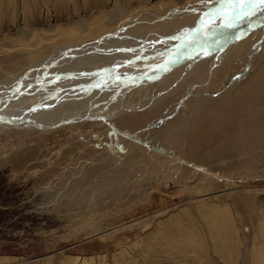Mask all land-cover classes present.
I'll list each match as a JSON object with an SVG mask.
<instances>
[{
    "label": "rangeland",
    "instance_id": "374dc122",
    "mask_svg": "<svg viewBox=\"0 0 264 264\" xmlns=\"http://www.w3.org/2000/svg\"><path fill=\"white\" fill-rule=\"evenodd\" d=\"M234 1L0 0V111L32 105L0 132V264H264V0ZM90 26L96 40L53 54ZM57 87L83 102L45 112Z\"/></svg>",
    "mask_w": 264,
    "mask_h": 264
},
{
    "label": "bare ground",
    "instance_id": "6f19581e",
    "mask_svg": "<svg viewBox=\"0 0 264 264\" xmlns=\"http://www.w3.org/2000/svg\"><path fill=\"white\" fill-rule=\"evenodd\" d=\"M242 1H243V2H244V1L247 2V0H235V1H234V2H235L234 5H236V4H238V3L240 4ZM230 2H232V1H230ZM243 2H242V3H243ZM256 2H257V1H256ZM223 3H224V2H223ZM228 3H229V2H228ZM251 3H252V2H251ZM234 5H233V6H234ZM241 5H242V4H241ZM250 5H251V4H250ZM250 5H249V6H250ZM255 5H256V3H255ZM230 6H231V5H230ZM242 6H243V5H242ZM246 6H247V5H246ZM249 6H247V7H249ZM254 7H255V6H254ZM228 8H229V7H228ZM232 8H234V7H232ZM232 8H230V9L233 10ZM242 8H243V7H242ZM249 8L252 9L251 6H250ZM118 9H119V8H118ZM245 9H246V8H245ZM253 9H254V8H253ZM240 10H241V8H240ZM243 10H244V8L242 9V11H243ZM242 11H241V12H242ZM252 11H253V10H252ZM252 11L250 12L251 14H252ZM245 12H246V10H245ZM253 12H254V11H253ZM106 13H107V15H105V16H107V17H108L109 15H112V14H113V12H112V13H111V12H106ZM106 13H103V14H106ZM247 13H249V12H247ZM250 13H249V14H250ZM224 14L226 15V13H224ZM230 14H232V12H231ZM214 15H215V14H214ZM227 15H229V11H228V14H227ZM236 15H237V14H236ZM238 15H240V14H238ZM103 16H104V15H103ZM241 16L243 17V14H241ZM241 16H240V18H241ZM107 17H106V18H107ZM149 17H150V16H149ZM225 17H227V16H225ZM225 17H224V18H225ZM229 17H230V16H229ZM229 17H228V18H229ZM247 17H248V16H247ZM231 18H232V17H231ZM231 18H230V19H231ZM233 18H234V17H233ZM233 18H232V19H233ZM107 19H109V18H107ZM225 19H226V18H225ZM230 19H229V20H230ZM215 20H217V19H215ZM237 20H238V19H237ZM217 21H218V20H217ZM220 21H221V20H220ZM232 21H233V20H232ZM227 22H228V20H227ZM227 22H225V23H227ZM230 22H231V20H230L228 23L230 24ZM84 23H85V22H84ZM208 23H209V22H208ZM212 23H213V22H212ZM86 24H87V23H86ZM217 24H218V23H217ZM230 25H231V24H230ZM82 26H83V25H82ZM84 26H86V25L84 24ZM203 26H204V25H203ZM208 26H209V25H208ZM228 26H229V25H228ZM232 26H233V24H232ZM232 26H231V27H232ZM231 27H229V28H231ZM235 27H236V26H235ZM81 28H82V27H81ZM85 28H86V27H85ZM87 28H88V27H87ZM201 28H203V27H201ZM205 28H206V26H205ZM219 28H220V27H219ZM225 28H226V27H225ZM208 29H209V28H208ZM208 29H207L206 31L209 32ZM212 29H213V28H212ZM92 30H93V29H92L91 26H90V27L86 30V32L84 31L85 33H83V34H78L77 37L75 36V37L72 38V39H71L70 36H68V37H64V38L62 37L63 40H64V44L62 45V47H60L61 45H59V46H57V48H53V49H54V50H53V54H54L55 51H57L58 49H59V50H62V49H64V48H67V50H70V49H68V48H71V47H73V46H78V45H79L78 47H80V45L83 46L84 43H86V42L88 43V42L92 41V39L94 40L95 37H93L94 35H93V33H92V32H93ZM94 30H95V29H94ZM97 30H98V29H97ZM102 30H103V29H102ZM81 31H82V30H81ZM202 31H203V30H202ZM228 31H229V30H228ZM97 32H98V31H97ZM100 32H101V29H100ZM194 32H195V31H194ZM204 32H205V31H204ZM208 32H207V33H208ZM216 32H217V31H216ZM102 33H103V31H102ZM99 34H100V33H99ZM211 34H213V33H211ZM223 34H224V33H223ZM236 35H238V34H236ZM190 36H191V35H190ZM203 36H204V34H203ZM216 36H217V35H216ZM222 36H223V35H222ZM89 37H93V38H89ZM99 37H100V36H99ZM99 37H98V38H99ZM209 37H210V36H209ZM212 37H213V36H212ZM193 38H194V37H193ZM219 38H220V37H219ZM99 39H100V38H99ZM99 39H98V40H99ZM101 39H102V38H101ZM188 39H189V38H188ZM234 39H235V38H234ZM236 39H237V38H236ZM95 40H96V39H95ZM186 40H187V39H186ZM183 41H184V40H183ZM217 41H218V39H217ZM79 42H80V43H79ZM174 42H175V39H174ZM176 42H177V41H176ZM191 42H192V41H191ZM195 42H196V41H195ZM202 42H203V41H202ZM179 43H180V42H179ZM188 43H189V42H188ZM193 44H194V43H193ZM172 45H173V44H171V47H173ZM174 45H175V44H174ZM176 45H177V44H176ZM187 45H188V44H186V46H187ZM190 45H191V43H190ZM52 46H53V45H52ZM96 47H97V46H96ZM196 47H197V46H196ZM199 47H200V45H199ZM174 48H175V46L173 47V49H174ZM182 48H183V47H182ZM185 48H186V47H184V49H185ZM190 48H191V47H190ZM190 48H189V49H190ZM193 48H194V46H193ZM207 48H208V47H207ZM51 49H52V48H51ZM77 49H78V48H77ZM171 49H172V48H171ZM187 49H188V48H187ZM187 49H186V50H187ZM205 49H206V46H205ZM73 50H74V49H73ZM218 50H220V49H218ZM192 51H193V50H192ZM194 51H195V49H194ZM95 52H96V51H95ZM182 52H184V51H182ZM214 52H215V51H214ZM51 53H52V52H51ZM93 53H94V52H93ZM212 53H213V52H212ZM216 53H217V52H216ZM108 54H109V53H108ZM163 54H164V53H163ZM163 54H162V55H163ZM181 54H182V53H181ZM191 54H192V53H191ZM197 54H198V53H197ZM199 54H200V53H199ZM209 54H210V53H209ZM187 55H189V54H187ZM187 55H186V56H187ZM47 56H50V55H46V56H42V55H41V56H39L37 59H35L34 61L31 60V61H32L31 64L34 63V64H33V67H34V66H37L38 64H41L43 60L51 59V58L53 57V55H51L50 57H47ZM168 56H169V55H168ZM200 56H201V55H200ZM65 57H66V56H65ZM163 57H164V56H163ZM209 57H210V56H209ZM178 58H179V57H178ZM197 58H198V57H197ZM197 58H196V59H197ZM52 59H53V58H52ZM156 59H157V58H156ZM160 59H161V57H160ZM163 59H164V58H163ZM185 59H186V58H185ZM37 60H38V61H37ZM120 60H121V59H120ZM149 60H150V61H149ZM149 60H148V61L151 62V67H150V64H149V67H150V68H155V69H156L157 66H156V67H153L154 65L152 66V61H154L155 59H154V60H153V59H149ZM167 60H169V59H167ZM182 60H183V59H182ZM182 60H181V61H182ZM140 61H141V60H140ZM148 61H147V62H148ZM160 61H162V59H161ZM160 61H157V63H160ZM181 61H180V62H181ZM183 61H184V60H183ZM188 61H189V59H188ZM145 62H146V61H145ZM145 62H144V63H145ZM155 62H156V60H155ZM165 62H166V61H165ZM35 63H36L37 65H36ZM48 63H49V61H48ZM106 63H107V62H106ZM106 63H105V64H106ZM124 63H125V62H124ZM138 63H139V62H138ZM140 63H141V62H140ZM157 63H156V64H157ZM45 64H46V63H45ZM71 64H72V63H71ZM105 64H103V65H105ZM110 64H111V63H110ZM110 64L108 63L106 66H103V67H107V66L110 65ZM113 64H114V63H113ZM116 64H117V63H115V65H116ZM118 64H119V63H118ZM129 64H130V63H129ZM142 64H143V63H142ZM146 64H148V63H146ZM146 64H145V65H146ZM163 64H164V63H163ZM92 65H93V64H92ZM100 65H101V64H99V66H100ZM115 65H114V67H115ZM143 65H144V64H143ZM143 65H141V66L139 65V68L141 67V69H139L137 65H135V66L133 67V69H135V71L138 70V69H139V71H140V70L142 71V69H144V68L142 67ZM164 65H165V64H164ZM164 65H163V66H164ZM43 66H44V65H43ZM56 66H57V65H56ZM58 66H59V65H58ZM119 66H123L122 68H123V70H124V73H125V74H128L127 71L129 72V70H127V68H129V67L126 68V67H124L125 65H121V64H120V65H117V67H119ZM128 66H129V65H128ZM132 66H133V65H131V67H132ZM146 66L148 67V65H146ZM146 66H145V67H146ZM100 67H101V66H100ZM103 67H101V68H103ZM109 67H111V66H108L107 68L109 69ZM117 67H115L116 72H119L120 70L117 71V69H119V68H117ZM31 68H32V66H31ZM34 68H35V67H34ZM71 68H72V67H71ZM79 68H80V67H79ZM93 68H94V67H93ZM95 68H96V65H95ZM97 68H98V65H97ZM107 68H106V69H107ZM120 68H121V67H120ZM125 68H126V69H125ZM161 68H162V67H161ZM37 69H38V68H37ZM91 69H92V68H91ZM108 69H107V70H108ZM110 69H111V68H110ZM112 69H113V67H112ZM129 69H131V68H129ZM133 69H132V70H133ZM146 69H147V68H145V70H146ZM26 70H27V67H26ZM26 70H25V71H26ZM47 70H48V69H47ZM85 70H86V69H85ZM88 70H90V69H88ZM95 70H97V69H95ZM95 70H94V71H95ZM98 70H99V71H97V73H98V72L100 73V72H101V71H100L101 69L98 68ZM107 70H106V73H107V72H110V71H107ZM125 70H127V71L125 72ZM132 70H130V71H132ZM147 70H150V69H147ZM23 71H24V70H23ZM38 71H39V70H38ZM41 71H43V70H41ZM102 71H103V73H104V72H105V69H104V70L102 69ZM31 72H32V71H31ZM33 72H34V71H33ZM49 72H50V71H49ZM86 72H87V71H86ZM88 72H89V71H88ZM91 72H92V70H91ZM91 72H90V74H91ZM111 72H115V70H113V71L111 70ZM121 72H122V69H121ZM133 72H134V71H133ZM133 72H132V73L129 72V74L135 75V74H133ZM137 72H138V71H137ZM260 72H261V74H259L258 77H256V78H259V77L261 78V77L264 75V73L262 74V71H260ZM36 73H37V72H36ZM38 73H39V72H38ZM41 73H42V72H41ZM68 73H69V72H68ZM122 73H123V72H122ZM122 73H120V74H122ZM124 73H123L122 75L127 76V75H125ZM134 73H136V72H134ZM140 73H141V72H140ZM142 73H143V72H142ZM20 74H21V73H20ZM43 74H44V73H43ZM47 74H48V73H47ZM87 74H88V73H87ZM90 74H89V76H90ZM129 74H128V76H130ZM138 74H139V72H138ZM157 74H159V73H157ZM18 75H19V74H18ZM18 75H17V76H18ZM24 75H25V74H24ZM35 75H36V74H35ZM40 75H41V74H40ZM45 75H46V74H45ZM95 75H97L96 72L93 73V76H94V77H95ZM100 75H102V74H100ZM103 75H104V74H103ZM132 75H131V76H132ZM139 75H140V74H139ZM19 76H20V75H19ZM21 76H22V75H21ZM27 76H28V75H27ZM31 76H32V75H31ZM83 76H84V79L82 78ZM85 76L88 77V75H86V73H85L84 75L79 76L80 78H78V77L76 76L78 79L75 78L74 80H73V78L71 77L72 80H73L72 82L76 81V82H75L76 87L74 86L75 88H77V86L79 85L80 82H84V81L86 82V81H88V84H89V81H90L91 79L89 78L90 80H89V79L85 80V78H86ZM91 76H92V75H91ZM24 77H25V76H24ZM29 77H30V76H29ZM47 77H48V75H47ZM145 77H146V75H145ZM145 77H144V79H145ZM147 77H148V76H147ZM153 77H154V75H153ZM150 78H152V76H151V77L149 76V78L145 79V80H146V82H145L146 85L150 83V80H151ZM256 78H254L252 81H250L249 84L247 85V87L245 86L246 88L244 89V93L250 91V90H248V88H249V87H252V86L255 85V84H253V82H254V81H257V80H255ZM260 78H259V79H260ZM8 79H9V78H8ZM11 79H12V78H11ZM19 79H20V78H19ZM26 79H27V78H26ZM64 79H65V78H64ZM81 79H83L84 81L81 80ZM149 79H150V80H149ZM20 80H22V79H20ZM20 80H19L18 82H20ZM29 80H31V79H29ZM39 80H40V79H39ZM93 80H94V79L92 78V82H91V83H93ZM148 80H149V83H148ZM263 80H264V79H263ZM15 81H17V80L15 79ZM22 81H23V80H22ZM22 81H21V82H22ZM27 81H28V79H27ZM27 81H26V82H27ZM36 81H37V80H36ZM36 81H35V82H36ZM40 81H41V80H40ZM59 81H60V79H59ZM59 81H57V82L55 81V82H56V83H59ZM77 81L79 82L78 85H77ZM26 82H25V84H26ZM29 82H30V81H29ZM29 82H27V83H29ZM33 82H34V81H33ZM46 82H47V79H46L44 85H46ZM48 82H49V81H48ZM107 82H108V81H107ZM260 82H261V79H260ZM22 83H23V82H22ZM22 83H21V84H22ZM37 83H39V81H38ZM37 83H36V84H37ZM40 83H41V82H40ZM49 83H50V82H49ZM56 83H54L53 86H56V85H57ZM86 83H87V82H86ZM91 83H90V84H91ZM105 83H106V82H105ZM143 83H144V81H143ZM0 84H1V83H0ZM11 84H12V83H11ZM14 84H16V83H14ZM21 84H20V85H21ZM42 84H43V83H42ZM52 84H53V82H51V84H49V86L52 85ZM55 84H56V85H55ZM84 84H85V83H84ZM84 84H81L82 87H83ZM88 84H86V85H88ZM90 84H89L87 87H89ZM102 84H104V83H102ZM117 84H119V82H118ZM121 84H122V83H121ZM252 84H253V85H252ZM12 85H13V84H12ZM22 85H23V84H22ZM22 85H21V86H22ZM86 85H84V86H86ZM130 85H131V84H128V86H130ZM140 85H143V84L140 83ZM146 85H145V86H146ZM251 85H252V86H251ZM18 86H19V85H18ZM18 86H17V88L19 89V87H21V86H19V87H18ZM25 86H27V85H25ZM25 86H24V88H25V90H27ZM29 86H30V85H29ZM29 86H27V87H29ZM32 86H33V87L35 86L34 88H39L38 90L43 91V90H42V87H43L42 85H41L42 87H41V86L38 87V86H36L35 84H34V85L32 84ZM32 86H31V87H32ZM46 86H47V85H46ZM46 86H44V87H46ZM79 86H80V85H79ZM128 86H126V88H128ZM138 86H139V85H137V87H138ZM31 87H29V88H31ZM44 87H43V88H44ZM74 87H73V89H75ZM82 87L80 86V88H82ZM108 87H109V86H108ZM110 87H111V86H110ZM122 87H123V86H122ZM0 88H1V87H0ZM2 88H3V87H2ZM17 88H15V89H17ZM21 88L24 90L23 86H22ZM40 88H41V89H40ZM48 88H49V87H48ZM53 88L55 89V87H52V89H53ZM80 88L78 87V89H80ZM83 88H84V87H83ZM85 88H86V87H85ZM146 88H147V87H146ZM15 89H14V90H15ZM22 89H21V92L23 91ZM49 89H51V86H50ZM49 89H48V90H49ZM68 89H70V88H68ZM68 89H65V90L68 91ZM14 90H13V92H14ZM62 90H64V89L61 88V91L58 90V87H57L56 90H52V91H51L52 93H53V91H55V92L58 91V94L54 92L55 94L53 93L54 95H53L52 97H50V98H51V99H50V98H49V96H50V92H48V91L46 90V88H45V91L47 92V94L49 93V96L47 95L49 99L47 100V99H46L47 97H44V99H46L47 101H46L45 103H42V104L39 103V106H40V105H41L40 107L44 106V107H45V110H44V111L46 112V110H48L49 107H51V106L53 107L54 105H56L55 107L58 108V106H57V104L59 103L58 101H62V100H63V101H64V102H63L64 104L67 103L68 101H70V102H74L75 99L77 100V99H78L77 97H79V95H81V94H80L81 91H77V92H76L75 90H74V91L72 90V91H70V92H73L74 94L76 93L75 95L72 96L71 93L69 92L70 95H68V93H67V94H65V96H67V97L63 96V97H65V100H64V99L60 100L61 97H62V94H63V93H62ZM84 90H85V89H84ZM93 90H94V89H93ZM59 91H60V92H59ZM106 91H107V90H106ZM123 91H124V90H123ZM1 92H2V91H1ZM1 92H0V95H1ZM6 92H7V89H6ZM9 92L12 93L11 91H9ZM16 92H17V90H16ZM18 92H19V91H18ZM27 92H28V90H27ZM30 92H31V91H30ZM33 92H34V91H33V89H32V93H33ZM83 92H84V91H82V96H83ZM3 93H4V92H3ZM7 93H8V92H7ZM10 93H9V95H10ZM19 93H20V92H19ZM19 93H18V94L15 93L16 97H17V95H19ZM35 93H36V89H35ZM38 93H39V92L37 91V94H38ZM73 93H72V94H73ZM96 93H97V92H96ZM108 93H109V92H108ZM112 93H113V91H112ZM12 94H13V93H12ZM12 94H11V95H12ZM21 94H23V92L20 93V96H21V99H20V100L23 101V99H22V96H23V95H21ZM24 94H25V93H24ZM90 94H91V92H90ZM100 94H101V93H100ZM103 94H104V92H103ZM105 94H106V93H105ZM120 94H121V93H120ZM11 95H10V98H11ZM15 95L13 94V96H14V97L12 96L13 99L15 98ZM31 95H32V94H31ZM31 95H29V93H28V95H26V96L29 98ZM40 95L42 96V92H41V94L39 93V96H40ZM60 95H61V97H60L59 99H57ZM118 95H119V94H118ZM245 95H247V94H245ZM6 96L9 97L8 94L5 95V97H6ZM26 96H25V97H26ZM32 96H33V95H32ZM34 96H36V94H35ZM34 96H33V97H34ZM43 96H46V94H44ZM43 96H42V97H43ZM68 96H69V97H68ZM247 96H248V95H247ZM5 97L3 96V99H4ZM7 97H6V98H7ZM27 97H26V98H27ZM33 97H31V98H33ZM63 97H62V98H63ZM6 98H5V99H6ZM12 98H11V99H12ZM23 98H24V97H23ZM80 98H81V97H80ZM5 99H4V100H5ZM8 99H9V98H8ZM11 99H10V100H11ZM15 99H16V98H15ZM38 99H39V98H38ZM85 99H86V98H85ZM106 99H107V98H106ZM116 99H117V98H116ZM6 100H7V99H6ZM10 100H9V101H10ZM17 100H18V99H17ZM26 100H29V99H26ZM40 100H41V98H40ZM42 100H43V99H42ZM57 100H58V101H57ZM78 100H79V99H78ZM119 100H120V99H119ZM22 101H19V100H18V103H19V102H22ZM30 101H32V100H30ZM56 101H57L58 103H57ZM81 101L83 102V100L78 101V103H77L76 101H75V102H76L77 104H79V102H81ZM0 102H1V101H0ZM2 102H3V101H2ZM5 102H7V101H5ZM5 102H4V103H5ZM13 102H14V101H13ZM15 102H16V101H15ZM15 102H14V103H15ZM32 102H33V101H32ZM42 102H44V100H43ZM75 102H74V104H75ZM82 102H81V103H82ZM8 103H9V102H8ZM22 103H23V102H22ZM25 103H27V101H26ZM63 103H62V104H61V102L59 103V104H60V107L64 105ZM53 104H54V105H53ZM71 104H72V103H71ZM22 105H23V104H22ZM25 105H27V104H25ZM37 105H38V103H37ZM66 105H68V104H66ZM0 106H1V105H0ZM3 106H4V104H3ZM20 106H21V105H20ZM31 106H32V105H31ZM31 106H28V108L31 107ZM72 106H73V104H72ZM74 106H75V105H74ZM18 107H19V106H18ZM23 107L26 108V106H23ZM47 107H48V109H46ZM68 107H69V105H68ZM79 107H80V106H79ZM19 108H20V107H19ZM19 108H9V107L6 108V107H4V109H3L2 111H0V114L3 113V114H2L3 116L0 115V132H1L2 130L6 129V128H9V127H8L9 125H11V126L13 127V125H12V124H14L13 121H14V122H17V121H20V120H21V122H22V119H26L24 116L22 117V119L20 118L21 115H23L25 111H23V112L21 113L20 110H23V108H22V109H19ZM28 108H27V110L25 109V110H26L25 113H28V111H31V110H29ZM38 108H39V107H38ZM38 108H34V109H33V107H32V111H34V110H36V109H38ZM56 108H55V109H56ZM62 108H63V107H62ZM30 109H31V108H30ZM53 109H54V107H53ZM53 109H51V110H53ZM68 110H69V109H68ZM48 111H50V109H49ZM34 112H35V111H34ZM34 112H33V114H36V112H35V113H34ZM51 112H53V111H51ZM68 113H69V112H68ZM68 113L65 114V115H66V117L69 118ZM7 114L11 115V118H12L13 120H12V119H9V118L6 119V117H8ZM31 114H32V113H31ZM31 114L28 113L27 115L31 116ZM82 114H83V113H82ZM36 115L39 116V117H41V114L38 115V113H37ZM61 115L64 116V114H61ZM73 115H74V114H73ZM5 116H6V117H5ZM25 116H26V114H25ZM29 116H28V117H29ZM63 116L58 117V118H63V119L60 120L59 122H57V124H58V123H61V122H64V121H68V119H67V118L64 119ZM51 117H52V115H51ZM70 117H71V116H70ZM210 117H211V119H213V118L215 117V115L209 116V118H210ZM30 118H32V117H30ZM78 118L84 120L83 116L71 117V119H73V121H74V119H78ZM207 118H208V117H207ZM28 119H29V118H28ZM54 119H55V118H48V119H46L45 121H49V120H51V121H57L56 119H55V120H54ZM69 119H70V118H69ZM79 119H78V120H79ZM36 120L38 121V119H33V122L35 121V123L33 124V126L36 125V124L38 123V122L36 123ZM208 120H209V119H208ZM23 121H24V120H23ZM26 121H27V120H26ZM26 121H24V123H25ZM28 121L30 122L31 120H28ZM11 122H12V123H11ZM29 122H28V123H29ZM31 122H32V121H31ZM17 123H19V122H17ZM22 123H23V122H22ZM22 123H21V124H22ZM28 123H27V124L25 123V126H27ZM64 123H66V122H64ZM68 123H69V122H68ZM16 125H17V124L15 123V126H16ZM18 125H20V124H18ZM18 125H17V126H18ZM38 125H39V124H38ZM38 125H37V126H38ZM50 125H56V123H45V122H41V124L39 125V127H40V126H46V127L48 126V127H49ZM22 126H24V124H23ZM28 126H29V125H28ZM29 127H30V126H29ZM50 127H51V126H50ZM15 128H16V127H15ZM15 128H14V129H15ZM41 128H42V127H41ZM130 143H132V145H134V146L136 145V144H134L133 142H130ZM132 145H131V146H132ZM124 147H125V146H124ZM127 147H128V144H127ZM109 151H110V150H109ZM123 151H124V150H123ZM107 152H108V151H107ZM223 189H224V188H223ZM223 189H222V190H223ZM226 189H227V188H226ZM222 190H221V191H222ZM224 191H225V190H224ZM228 191H229V190H228ZM228 191H227V192H228ZM225 192H226V191H225ZM225 192H222L223 194L226 195V196H225V199H226L225 201H227V203H230V206H231V204H232V207H233V211H232L231 213H232V214H235L237 211L240 212V213H243V209H242L243 206L241 207V205L238 204V203H239V202H238V196H237V195H233V193H231V192H230V193H229V192H228V193H227V192L225 193ZM249 196H250V195H249ZM241 197H242V196H241ZM248 200H249V199H248ZM248 200H247V201H248ZM244 203H245V202H244ZM250 203H251V202H250ZM250 203H248V204H250ZM228 205H229V204H228ZM245 205H246V204H245ZM232 207H231V209H232ZM235 211H236V212H235ZM238 212H237V213H238ZM240 213H239V214H240ZM230 216H231V215H230ZM234 217H235V215H234ZM236 218H237V217H236ZM240 218H242L241 215H240ZM234 219H235V218H234ZM242 221H243V219H242ZM236 224H237V223H236ZM214 225H215V228H216V230H215L216 238H217L218 240H220L221 242H223V241L225 240V237L227 236V230L229 231V229H230L231 226L233 225V224H232V220L230 219V217H229L227 214H225V215L223 216V219H220L219 223H218V224L216 223V224H214ZM245 228H247V227L242 228V229H244V231H243V232H244V235L247 236V237H249V236L251 235L250 233H252L253 231H252V229H250V231H249L248 229L246 230ZM259 228H261V226H260ZM261 229L263 230L264 228H261ZM261 229H260V230H261ZM263 232H264V231H263ZM228 234H229V233H228ZM244 238H245V237H244ZM245 239H246V238H245ZM243 240H244V239H243ZM246 241H247V239H246ZM248 242H250V241H248ZM251 244H252V243H251ZM251 244H249V243H247V242H245V244H243V247H242V249H241V254H242L243 260H247V259L250 260V258H252V256H251V252H252ZM252 245H253V244H252ZM240 247H241V246H240ZM262 249H263V248H262ZM260 255H261V254H260ZM253 257H254V256H253ZM256 258H257V256H256ZM73 259H74L75 261H78V260H79V258H73ZM258 260H260V259H258ZM0 261H1V260H0ZM250 261H251V260H250ZM243 263H245V261H244Z\"/></svg>",
    "mask_w": 264,
    "mask_h": 264
}]
</instances>
